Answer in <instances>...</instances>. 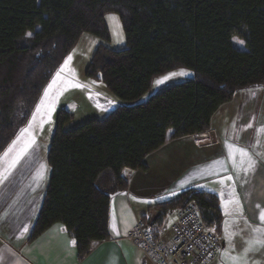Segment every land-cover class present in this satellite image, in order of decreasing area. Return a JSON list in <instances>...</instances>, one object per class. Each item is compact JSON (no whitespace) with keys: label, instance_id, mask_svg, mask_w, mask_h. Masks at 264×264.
Wrapping results in <instances>:
<instances>
[{"label":"trees","instance_id":"obj_1","mask_svg":"<svg viewBox=\"0 0 264 264\" xmlns=\"http://www.w3.org/2000/svg\"><path fill=\"white\" fill-rule=\"evenodd\" d=\"M110 13L119 16L127 47L101 45L86 77L134 102L158 77L180 69L193 76L70 131L64 127L73 115L59 114L47 153L51 175L30 240L62 224L78 261L95 242L110 239L112 198L129 187L125 169L147 171L150 154L209 131L214 114L238 91L264 86V0H0V156L82 35L110 42ZM191 203L219 234L223 215L211 191L188 190L140 221L158 240L168 215Z\"/></svg>","mask_w":264,"mask_h":264},{"label":"crops","instance_id":"obj_2","mask_svg":"<svg viewBox=\"0 0 264 264\" xmlns=\"http://www.w3.org/2000/svg\"><path fill=\"white\" fill-rule=\"evenodd\" d=\"M11 145L0 156V173L5 172L13 156L9 155ZM161 156L172 163L165 161L168 166L160 168L162 174L158 175L153 161ZM249 156L256 162L251 168ZM145 162L147 171L124 170L129 187L112 198L111 237L95 242L82 261H78L75 242L62 224L30 240L49 182L28 180L31 173L26 175L22 163L11 175L8 169L7 177H0V264H154L155 260L129 242L127 236L157 205L153 206L150 199L164 193L165 181L172 172L179 173L176 182L182 177L186 187L199 190L196 186H205L202 191L218 195L223 245L206 264H233L252 246V238H259L253 229L264 232V223L259 219L264 214V86L238 91L214 114L209 131L171 141ZM37 168L38 163L31 172ZM176 189L172 185L167 192ZM178 213L168 215V226ZM247 264H264V248L249 252Z\"/></svg>","mask_w":264,"mask_h":264},{"label":"rangeland","instance_id":"obj_3","mask_svg":"<svg viewBox=\"0 0 264 264\" xmlns=\"http://www.w3.org/2000/svg\"><path fill=\"white\" fill-rule=\"evenodd\" d=\"M105 20L110 31V42H104L99 37L89 33L82 35L75 48L71 51L42 92L27 124L19 131L14 140L15 144L12 143L9 148V150H11L9 155L13 156L9 158L10 160L5 165V167L7 165L8 167L5 168V172L1 171L0 177H7L6 172L8 169H10L11 175L20 163H22L21 166H23L22 168L26 171V175L29 172L31 173L28 180L41 184L49 182L51 169L47 162V153L57 127L58 116L63 110L73 115L71 121L64 127L65 131H70L91 120H103L120 106H132L144 103L155 95V93L157 94L167 87L187 81L193 76V73L189 70H176L173 73L155 79L151 91L138 101L127 102L116 98L107 90L106 86L101 81L86 77V71L92 58L101 45H105L113 50H122L127 47L124 29L119 16L110 13L106 15ZM235 42L238 47L244 49V44L241 43L242 41L235 39ZM45 90H47V95H45ZM187 152L192 154L188 148ZM189 160L190 159H188V161ZM165 161L167 164L172 163L163 156H161L160 159L155 157L153 167L156 170V174L158 173V175H161L160 168L168 166ZM36 163H38V168L32 173L31 171ZM168 168L170 169V167ZM172 173L169 179L165 181L167 189H164L163 192H167L172 185H175L177 189L172 193L167 192L168 194L163 193L153 196V198L150 199L153 206L158 203L173 201L190 189L182 182V177L179 178L178 182L175 181L179 173ZM196 187L200 191L205 189V186ZM178 212L177 217L182 210ZM139 223L142 224L139 220L137 225L129 232L127 238L131 236L130 233L137 228ZM172 224L168 226L169 224H166L165 221L163 227L158 231L160 234L159 239L162 237H166L167 239L170 238ZM211 227L214 228L213 226ZM128 241L138 247V245L132 241ZM154 262V264H160L156 260Z\"/></svg>","mask_w":264,"mask_h":264},{"label":"built area","instance_id":"obj_4","mask_svg":"<svg viewBox=\"0 0 264 264\" xmlns=\"http://www.w3.org/2000/svg\"><path fill=\"white\" fill-rule=\"evenodd\" d=\"M130 235L128 240L160 264H206L223 245L221 236L204 222L199 208L192 203L173 221L170 238L153 240L141 223Z\"/></svg>","mask_w":264,"mask_h":264},{"label":"snow or ice","instance_id":"obj_5","mask_svg":"<svg viewBox=\"0 0 264 264\" xmlns=\"http://www.w3.org/2000/svg\"><path fill=\"white\" fill-rule=\"evenodd\" d=\"M28 35L30 36L31 33H28ZM241 43H243V42H241ZM45 95H47V90H45ZM13 144H15V141H13ZM240 151L242 152L243 155L248 156V153L246 151H244L242 149ZM7 154L8 153L6 152L5 155H7ZM255 163H256L255 160H253L251 158V156H249V165H248L249 168L253 167L255 165ZM228 179H231V177H228ZM257 207H259V206H257ZM259 219H260L261 223H264V214H261ZM253 231L255 233L260 234L259 238L254 236L252 238V246L247 248L244 251L243 256L240 257L237 261H234L233 264H247L249 252L258 251L259 249L264 248V232H262V230L260 228H255V229H253Z\"/></svg>","mask_w":264,"mask_h":264}]
</instances>
